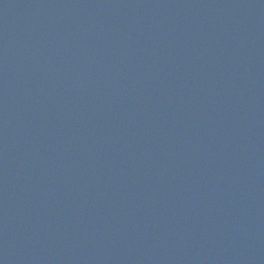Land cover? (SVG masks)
<instances>
[{
  "label": "water",
  "instance_id": "1",
  "mask_svg": "<svg viewBox=\"0 0 264 264\" xmlns=\"http://www.w3.org/2000/svg\"><path fill=\"white\" fill-rule=\"evenodd\" d=\"M0 264H264V0H0Z\"/></svg>",
  "mask_w": 264,
  "mask_h": 264
}]
</instances>
